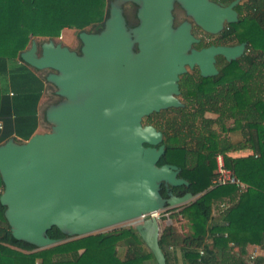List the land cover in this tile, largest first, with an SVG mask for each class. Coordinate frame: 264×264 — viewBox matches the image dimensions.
Listing matches in <instances>:
<instances>
[{
    "label": "water",
    "instance_id": "95a60500",
    "mask_svg": "<svg viewBox=\"0 0 264 264\" xmlns=\"http://www.w3.org/2000/svg\"><path fill=\"white\" fill-rule=\"evenodd\" d=\"M128 1L137 5L133 26L123 11ZM175 2L189 18L177 25ZM239 2L109 0L101 29L77 32L78 51L53 38H32L19 51V62L47 70L44 82L60 99L43 111L48 131L0 143V205L13 238L41 249L146 216L134 228L156 263L167 264L153 213L202 193L162 195L163 186L189 181L176 164H157L164 135L143 118L184 105L177 95L186 66L207 77L217 73L216 55L230 62L243 54L246 41L193 46V24L218 34L239 21ZM52 226L66 237H49Z\"/></svg>",
    "mask_w": 264,
    "mask_h": 264
},
{
    "label": "trees",
    "instance_id": "16d2710c",
    "mask_svg": "<svg viewBox=\"0 0 264 264\" xmlns=\"http://www.w3.org/2000/svg\"><path fill=\"white\" fill-rule=\"evenodd\" d=\"M107 3L0 0V143L11 137L26 140L38 126L44 79L34 68L18 61L19 51L28 47L31 38H54L64 28L80 31L93 27L99 31ZM236 9L239 21L227 25L222 35L230 41H246L247 51L238 59L224 61L219 77L184 80L181 87L187 104L172 107V118L163 122L165 129L164 125L160 129L165 153L157 164H176L179 176L189 181L186 188L202 193L176 207L175 214L189 222L188 234L179 235L171 225L161 230L159 244L167 264L170 243H181L183 264H264V254L249 260L247 251L249 244L264 250V0H241ZM206 111L219 115L207 118ZM153 118L148 116L145 122L154 124ZM227 119L232 120L229 126L225 125ZM215 125L224 133L238 130L241 139L252 141L256 157L226 156L223 151L232 140L218 133ZM218 153L223 155L224 165L247 185L244 191L238 192L232 184L210 187ZM225 197L226 207L212 216L213 202ZM3 210L0 205V264H157L132 226L35 249L33 244L11 236ZM47 234L54 239L66 237L56 226ZM119 247L124 248L122 257Z\"/></svg>",
    "mask_w": 264,
    "mask_h": 264
},
{
    "label": "rangeland",
    "instance_id": "374dc122",
    "mask_svg": "<svg viewBox=\"0 0 264 264\" xmlns=\"http://www.w3.org/2000/svg\"><path fill=\"white\" fill-rule=\"evenodd\" d=\"M127 3H129V4H127ZM131 3L132 2L128 1V2H125L122 6H123V11H124L127 23L130 26H133V25H131L128 22V18L131 21L136 20L135 22H137V18H136V14H135L137 5L133 3V5L135 6L134 7L133 5H131ZM125 4H127V5H126V7L124 9V5ZM178 18H180L179 15H178ZM186 18L189 19L188 17H186ZM86 30L92 31L93 27H87ZM77 32H78V30H76V29L65 28V29H62V31L60 32V35L57 36V37H54L53 40L55 42H60L63 45H67L70 49L78 51L79 47L81 45V42H80L79 38L77 37ZM33 38H35L39 42L42 41V40L48 39L46 37H33ZM30 41H29V45H30ZM36 72L41 78H43V76L47 73V70H36ZM54 90H55V87L52 84L45 83V87L43 89V92H42V95L40 97L39 104H38V126H37L35 132L48 131L49 128H50L49 124H47L45 122V120L43 119V111L50 103L57 102L60 99L56 94H54ZM173 114H174L173 111H171L170 109H166L163 113H160V115L154 116L153 121H154L155 126L158 127L159 129H161V128L163 129V125H164L163 122L165 120L171 119ZM231 124H232V120H228L227 119L225 121V125L226 126H229ZM165 128H166V126L164 125V129ZM214 128L221 135H229L230 139L233 142L238 141L240 139V137H241V134L239 133L238 130H235L233 132L224 133L223 131H221V129L218 126L215 125ZM198 197L193 198L189 202H191L193 200H196ZM217 208L218 207H217V200H216V201L213 202L211 212H213L214 214L218 213V209ZM169 210L170 209L162 211V213L164 215L160 216L159 219H158L159 223H160V230H163V229L167 228L169 225H171V226L175 227L176 230H178L177 233L179 235L180 234H188L190 232V226H189L188 220L183 218V217L181 219H179L177 217V215H172V213H170ZM145 217H139L137 219H132V220L125 221V222L117 224L115 226L106 228V229L102 230V232L109 231V230H112L114 228H122V227H129V226L134 227L135 222L140 221L142 218H145ZM252 250H254V249L250 248L248 250V254ZM118 252H119L120 257H122L123 253H124V248L119 247Z\"/></svg>",
    "mask_w": 264,
    "mask_h": 264
},
{
    "label": "flooded vegetation",
    "instance_id": "af4514ba",
    "mask_svg": "<svg viewBox=\"0 0 264 264\" xmlns=\"http://www.w3.org/2000/svg\"><path fill=\"white\" fill-rule=\"evenodd\" d=\"M215 1H221V0H215ZM240 2H241V0H240ZM127 4H129V3H127ZM127 4L124 5V9H125V7H126ZM131 5H133V3H131ZM172 11H173V15H174V19H173L174 25H177L178 23H180L183 20L187 19L186 16H185L184 11L181 9V7L179 6V4H177L176 2L174 3V7H173V10ZM178 15L180 16V18H178ZM135 21L136 20L131 21L128 18V22L131 25H135L137 23ZM231 25H233V24H231ZM92 31H94V30H92ZM192 32L199 39L198 42H196V43L193 44V46L195 48H197V49H199L201 47L209 46L211 44H216V45L217 44L233 45V44L240 43V42L230 41V40L226 39V37H224L222 35V32H220L218 34H209L207 32H204L202 29H200L198 26H196L194 24L192 26ZM246 51H247V45L245 47V50H244L243 54ZM240 57H238V58H240ZM224 61H227V60L222 55H216L215 56V62H214V64H215V67L217 69V73L214 74V75H211V76H207V77H219L221 75L222 64H223ZM186 67H187V71L179 76V81H178L180 93L177 95V97L179 98V100L181 102L184 103V105L183 106H180V107H185V105L187 104V102L185 101V98L183 97V88L181 87L182 84H183V82H184V80H188V79L197 80L198 77L201 76L200 73H199V70H198V67L197 66H194L193 68H189L188 66H186ZM168 109H171V108H168ZM165 110L166 109L161 110L159 112L151 113L148 116H152V115L158 116V115H160V113H163V111H165ZM210 114H215L216 115L215 118H217L218 115H219L218 113H215V112H212V111H206L204 113V117L212 118V117H210ZM148 116H146V117L143 118V123H147V122H145V120H146V118ZM186 187H188V186H184V185L183 186H172V187H164L163 186L161 188V192L163 191L165 194H167V191H171L174 194H184L185 192L189 191Z\"/></svg>",
    "mask_w": 264,
    "mask_h": 264
},
{
    "label": "crops",
    "instance_id": "0c3cea01",
    "mask_svg": "<svg viewBox=\"0 0 264 264\" xmlns=\"http://www.w3.org/2000/svg\"><path fill=\"white\" fill-rule=\"evenodd\" d=\"M65 29V28H64ZM216 115L214 114H210V117L212 118H215ZM224 154L230 158H238V157H246V156H251V158H254L256 157V151L253 147V144H252V141H248V140H244V139H239L238 141H235L230 144L229 147H227L226 149H224ZM222 200H227V198H224ZM221 200H218L217 201V207H218V203L220 202ZM218 209V213H213L211 212V215L212 216H216L220 213L221 209L220 208H217ZM177 208L174 209V210H169L170 213H172V215H176L175 212H176ZM177 217L179 219L182 218V216L180 214L177 215ZM173 227V226H172ZM175 230L176 228L173 227ZM176 232H178V230H176ZM181 236H184L186 234H180ZM252 248L255 250V252H257V255H263L264 254V250L263 248H261L259 245H256V244H249L247 246V251ZM168 250L170 252V264H183L184 262V259H183V251H182V248H181V243H176V244H173V243H170L168 245Z\"/></svg>",
    "mask_w": 264,
    "mask_h": 264
},
{
    "label": "built area",
    "instance_id": "2783aa9c",
    "mask_svg": "<svg viewBox=\"0 0 264 264\" xmlns=\"http://www.w3.org/2000/svg\"><path fill=\"white\" fill-rule=\"evenodd\" d=\"M215 158H216V170H215L214 176L211 179L210 187H215V186L225 185V184H232L236 187L238 192L244 191L247 185L243 181H241L230 169H228L224 165L223 155L221 153H218L216 154ZM2 189H3V186L0 185V194L2 192ZM226 205H227V200H221L218 203V208L222 210L226 207ZM153 215L157 219H159V217L164 214L162 213V211H157L153 213ZM203 253H204L203 249L200 248L199 255H202ZM256 256H257V252H255L254 250H252L248 254L249 260H253Z\"/></svg>",
    "mask_w": 264,
    "mask_h": 264
}]
</instances>
